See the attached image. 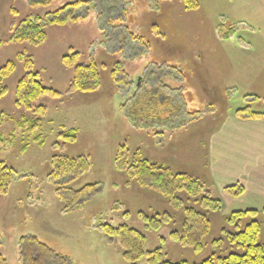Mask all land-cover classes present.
Here are the masks:
<instances>
[{"label":"rangeland","instance_id":"374dc122","mask_svg":"<svg viewBox=\"0 0 264 264\" xmlns=\"http://www.w3.org/2000/svg\"><path fill=\"white\" fill-rule=\"evenodd\" d=\"M33 1L0 0V68L7 62L15 64L4 81L8 93L0 100V161L16 172L9 192L0 195V255L5 264H20L17 243L23 236H35L73 264H127L118 241L108 244L98 229L103 224L136 228L147 237L148 251L161 247L168 260L195 264L213 252L211 244L223 237L221 230L232 232L226 217L239 210L264 208V195L250 193L232 200L224 192L234 183L232 179L242 177L240 165L232 162L246 158V165H251L258 154L257 173L264 171V161L260 162L264 118L238 120L233 135L236 147L224 149L222 155L219 147L214 151L211 147V139L234 120L236 108L263 110L262 101L252 102L254 97H264V0H198L199 7L193 10L185 9L182 0H121L124 5L120 0H88L85 20L47 27L41 46L10 42L12 24L55 12L74 0H53L47 6H32ZM70 50L79 53V64L94 61L98 65L101 86L97 92H68L73 70L63 65L62 58ZM18 54L30 56L43 85L61 94L59 99L38 101L47 114L34 135H24V128L17 126L23 115L31 116L15 106V87L25 74L16 60ZM146 86L170 95L181 112L160 125L136 124L127 109L131 97ZM141 99L146 117L153 112L164 118L168 114L154 99L151 107L147 93ZM69 130L76 132V142L54 149L57 135ZM39 134L40 141L34 142ZM122 144L131 151L140 150L152 162L192 175L224 202L217 214L205 212L211 233L202 252L169 237L173 230H180L182 211L171 209L157 194L127 183L114 170L113 158ZM60 152L85 155L90 161V171L72 185L74 189L97 185L89 203L69 213L62 211L47 176L50 159ZM214 152L225 158L224 171L214 173ZM231 165L236 172L228 171ZM243 180L247 190L253 191L252 184ZM237 183L245 187L242 180ZM124 212L127 218L122 217ZM138 212L148 218L169 212L174 222L152 230ZM261 241L264 244V222ZM138 264H146L145 259Z\"/></svg>","mask_w":264,"mask_h":264},{"label":"trees","instance_id":"16d2710c","mask_svg":"<svg viewBox=\"0 0 264 264\" xmlns=\"http://www.w3.org/2000/svg\"><path fill=\"white\" fill-rule=\"evenodd\" d=\"M52 1L36 0L30 4L32 6H47ZM182 3L187 10L199 7L198 0H182ZM89 4L90 1L88 0H74L55 12L47 13L42 17L25 18L16 25L12 24L9 28L10 42L28 43L34 47L41 46L47 38L45 31L47 27L65 26L69 22L77 23L85 20L88 15ZM13 11L16 15L17 11L15 9ZM123 12L127 13V10L124 9ZM117 20V24H121L120 19L117 18ZM1 45L0 42V47ZM78 59L79 53L73 50H70L69 54L62 58L63 65L73 70L68 92L71 94L97 92L101 86L98 65L94 61H90L89 64H79ZM16 60L23 64L25 74L15 87V106L31 114L30 117L23 115L22 121H19L17 126L24 128L22 130L24 135L29 133L34 135L40 131L47 114V108L37 104L38 101L43 97L59 99L61 94L43 85L39 74L33 70L34 63L30 56L18 54ZM14 70V62H7L0 68V100L8 93L4 81L12 75ZM111 76L113 79L117 77L116 69L112 70ZM144 93L148 94L151 107L154 99L158 108L168 110L165 118L154 112L146 117L143 113L144 104L142 105L141 102ZM164 94L156 87L146 86L143 92L131 97L132 103L127 109V116L136 124L149 121L148 124L151 127L167 122L181 112V107L180 105L177 107L175 102L173 103L174 100L170 95ZM257 101H262V111H255L250 106L236 108L233 112L235 119L239 121L263 119L264 97H254L252 103ZM1 116L0 114V119ZM39 136L40 134L34 137V142L40 141ZM75 142L76 132L74 130L61 132L57 135V141L53 148L56 149L58 145L66 146ZM49 165L50 171L47 176L54 188L57 200L62 205L63 212L69 213L75 209H81L89 203L97 187L96 184L86 185L80 189L72 187L91 169L90 161L85 155L69 156L60 152L50 159ZM113 167L117 173L126 177L127 183H135L138 187L157 194L166 201L171 209L177 212L182 211L183 219L180 230H173L169 235L173 242L182 247L191 248L197 253L205 249V241L211 233V222L206 213L217 214L222 210L223 202L214 198L211 191L200 180L183 172H175L173 168L167 165L152 162L140 150L131 151L124 144L118 146L115 152ZM15 176V170L7 166L5 162L0 161V195H6L9 192ZM224 192L230 198L239 199L244 194L245 189L237 183L226 186ZM137 215L144 221L147 228L152 230L160 229L170 223V220L173 221L174 218L169 212L152 218L143 216L142 212H138ZM257 216L261 217L263 221L257 220ZM122 217L127 218L128 213L124 212ZM249 217L254 218L249 219ZM224 222L233 229L232 232H226V228L221 230L223 237L214 240L211 244L213 252L195 264H264V244L261 241L264 208L261 211L246 209L233 212L224 219ZM98 229L103 233L108 244H112L113 240L118 241L122 251L121 257L127 264H138L143 259H145L146 264H189L186 261L172 262L168 260L161 247L148 251L146 249L147 237L138 229L131 228L126 224L119 226L103 224ZM161 242L164 243V239H161ZM17 246L20 264H73L68 256L54 251L35 236L19 238ZM0 264H5L1 255Z\"/></svg>","mask_w":264,"mask_h":264},{"label":"crops","instance_id":"0c3cea01","mask_svg":"<svg viewBox=\"0 0 264 264\" xmlns=\"http://www.w3.org/2000/svg\"><path fill=\"white\" fill-rule=\"evenodd\" d=\"M232 121V122H230ZM228 121L227 125H225L224 129H223V132H218V134L213 138L211 139V147L213 148V151L219 147L221 149V155H222V151L226 148H232L233 146L236 147V142L234 141V138H233V135L236 134V130L239 126H237L239 124L238 120L234 118V120H230ZM236 128V129H235ZM228 129V130H227ZM233 129H235L233 131V133L231 132ZM232 137V138H231ZM257 141V140H256ZM253 144H255L253 142ZM257 151V150H256ZM214 160L216 162L213 163V166L212 169L215 173V171H224L225 169V164L223 163V161L225 160V158L223 156L220 157L219 153L217 152H214ZM255 160L252 161V164L251 165H246L247 164V159L244 158L242 161L239 160V162L234 163V165H240L239 166V169H240V172L242 174V177L241 178H235V179H232L231 180V183H235L236 181L238 182H241L242 180V183L244 184V189H245V192L244 194L241 196L242 198L250 193L252 194H255V195H259V196H262L264 195V171L260 172L259 174L257 173V169H259V166L261 165H258L257 166V163H259V156L258 154H254V157H253ZM264 161V154H261V157H260V162H263ZM233 165V166H234ZM232 165L228 167V171H231V172H236L237 171V168H234ZM255 170V171H254ZM243 179H247L251 184H252V188L254 187V190L253 191H250V190H247V187H246V181L243 180ZM233 183V184H234ZM260 183L263 184V187L260 186ZM232 184V185H233ZM240 197V198H241ZM232 200H235L232 198ZM223 205H224V202H223ZM264 205V204H263Z\"/></svg>","mask_w":264,"mask_h":264}]
</instances>
